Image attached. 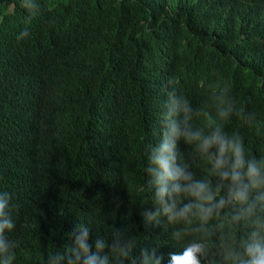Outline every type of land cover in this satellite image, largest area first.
<instances>
[{
    "label": "trees",
    "instance_id": "trees-1",
    "mask_svg": "<svg viewBox=\"0 0 264 264\" xmlns=\"http://www.w3.org/2000/svg\"><path fill=\"white\" fill-rule=\"evenodd\" d=\"M26 3L35 15L23 0H0V173L13 178L10 242L46 227L43 235L50 228L57 240L82 215L92 241L108 249L94 264H147L194 246L197 264H248L250 246L264 249V183L244 176L247 200L237 199L234 158L226 153L218 169L216 146L203 144L217 132L238 142L244 171L252 163L264 181V0ZM162 114L175 128L170 171L180 178L167 181V203H157L148 224L138 212L152 199L143 201L147 187L137 185L160 172L144 162L169 142L159 137ZM114 188L122 198L110 212L100 203ZM166 236L177 239L175 252L163 247Z\"/></svg>",
    "mask_w": 264,
    "mask_h": 264
},
{
    "label": "clouds",
    "instance_id": "clouds-1",
    "mask_svg": "<svg viewBox=\"0 0 264 264\" xmlns=\"http://www.w3.org/2000/svg\"><path fill=\"white\" fill-rule=\"evenodd\" d=\"M23 6L29 10L31 15H35L31 8L27 6L26 0H23ZM27 35L28 29L25 28L17 39L19 40L22 36ZM183 106L181 108L176 106L179 118ZM159 119L163 120L162 124L159 125V137L166 138L169 142L164 149L160 151L153 149L149 154H146L152 157L145 156L144 163L154 164L160 169V172L148 174L153 178L147 176V183L139 182L137 185L147 187L143 201L152 199L149 205L144 206L138 212V214L142 213L139 217L140 221L144 220V214L148 224L156 218L157 203H167L169 196L165 194L169 188L167 181H175L180 178L179 172L170 171V167L175 162L178 149L177 141L174 139L175 128H170L165 114H162V117H159ZM212 146H216L217 148L218 155L215 160V166L218 169L228 163L226 153H230L234 158V162L230 165L233 194L241 201L247 200L246 186H241L243 177L247 176L250 178L253 185L264 183V181L258 179L259 173L257 168L254 164L249 163L245 172V160L242 155L241 145L238 142L225 139L219 132L204 141L203 147L205 150ZM222 174L224 176L228 175V173ZM7 188H11V193ZM12 188L13 178L10 175L0 173V264H94L100 262L106 256L108 249L105 246H98L96 242L92 241L94 231L91 223L82 215L65 223L57 240L50 235V228L43 235L46 227L34 236L26 238L21 244L10 242V231L14 224H16ZM203 188L204 185H197L192 191L198 194ZM175 190H179L178 185ZM121 198L122 194L120 190L118 191L114 188V191L101 198L100 206L104 209H112L110 212H113L116 210L114 207ZM47 240H51L52 245H49ZM163 240L162 245L168 251L175 252L177 250L178 246L176 245L178 241L175 237L166 236ZM198 251L199 247L194 246L183 255L172 257L164 253L155 260L150 259L147 264H197L195 253ZM248 254L252 257L248 264H264V249L258 245L250 246Z\"/></svg>",
    "mask_w": 264,
    "mask_h": 264
}]
</instances>
